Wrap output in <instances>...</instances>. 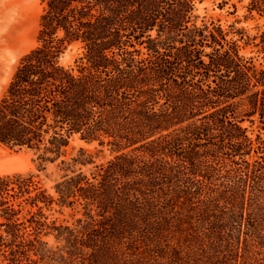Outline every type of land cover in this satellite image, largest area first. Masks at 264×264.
<instances>
[{
	"label": "trees",
	"instance_id": "16d2710c",
	"mask_svg": "<svg viewBox=\"0 0 264 264\" xmlns=\"http://www.w3.org/2000/svg\"><path fill=\"white\" fill-rule=\"evenodd\" d=\"M203 1L40 0L0 145L66 168L53 195L0 176V264H264V22L198 24ZM246 9L264 18V0ZM76 136L111 159L76 169L91 163L67 161Z\"/></svg>",
	"mask_w": 264,
	"mask_h": 264
},
{
	"label": "rangeland",
	"instance_id": "374dc122",
	"mask_svg": "<svg viewBox=\"0 0 264 264\" xmlns=\"http://www.w3.org/2000/svg\"><path fill=\"white\" fill-rule=\"evenodd\" d=\"M232 3L219 8L217 0H204L197 5V23L214 21L224 28L235 25L237 29H245L250 34H255L256 28L262 27L264 18H259L256 14L249 15L246 9L248 0H234ZM40 14V0H0V99L20 58L36 46ZM242 52L249 55L251 48L248 47ZM76 54V48L68 50L61 62L64 65L71 64ZM258 60L262 62L260 57ZM80 151L91 158L90 164L76 167L86 175L95 165H100L112 157L109 151L99 147L97 142L85 141L76 136L67 149V161L77 158ZM65 168L59 161L42 166L33 152L13 151L0 145V176L14 173L32 174L39 186L50 195H53V185L65 174ZM45 214L49 220H55L57 223H70L74 219L72 211L58 205H52Z\"/></svg>",
	"mask_w": 264,
	"mask_h": 264
}]
</instances>
